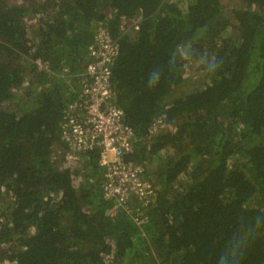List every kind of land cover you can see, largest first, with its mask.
Instances as JSON below:
<instances>
[{"label": "trees", "instance_id": "obj_1", "mask_svg": "<svg viewBox=\"0 0 264 264\" xmlns=\"http://www.w3.org/2000/svg\"><path fill=\"white\" fill-rule=\"evenodd\" d=\"M101 31L153 188L115 216L62 129ZM0 264H264V0H0Z\"/></svg>", "mask_w": 264, "mask_h": 264}, {"label": "built area", "instance_id": "obj_2", "mask_svg": "<svg viewBox=\"0 0 264 264\" xmlns=\"http://www.w3.org/2000/svg\"><path fill=\"white\" fill-rule=\"evenodd\" d=\"M137 28V24H133ZM103 31L96 35L97 44L89 47L92 61L83 71L85 93L90 96L83 118L69 117L62 125L69 140L72 158L84 161L88 149H101L100 164L105 170L104 194L113 199L111 216L134 211L132 201L148 205L152 198V186L142 179V167L125 158L134 148V129L124 123L123 110L116 104L111 87L110 61L118 53V40L107 39ZM66 65L65 70L69 71ZM84 159V160H83ZM129 201H131L129 203Z\"/></svg>", "mask_w": 264, "mask_h": 264}, {"label": "clouds", "instance_id": "obj_3", "mask_svg": "<svg viewBox=\"0 0 264 264\" xmlns=\"http://www.w3.org/2000/svg\"><path fill=\"white\" fill-rule=\"evenodd\" d=\"M109 214L111 215L110 207H109Z\"/></svg>", "mask_w": 264, "mask_h": 264}]
</instances>
